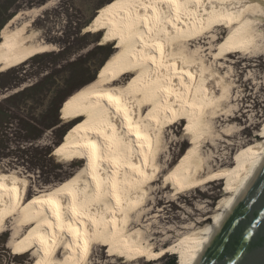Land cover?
<instances>
[{"label":"bare ground","instance_id":"obj_1","mask_svg":"<svg viewBox=\"0 0 264 264\" xmlns=\"http://www.w3.org/2000/svg\"><path fill=\"white\" fill-rule=\"evenodd\" d=\"M54 4L8 22L1 34L0 73L59 50L36 40L32 30ZM178 5L115 0L108 7L101 29L121 46L105 57L92 81L66 99L53 127L65 132L58 162L84 166L32 196L18 171L0 173V240L9 236L4 248L16 257L0 264H21L30 254L22 264H91L94 251L108 247L117 258L107 264L123 259L150 264L173 251H181L182 264L195 263L264 157V130L229 162L220 164L214 151L204 152L216 147L219 153L215 143L236 136L232 127L220 132L215 126L222 118L225 125L234 120L235 80L221 70L234 54L248 62L264 55V0H178ZM21 18L25 21L17 24ZM223 27L224 38L218 33ZM181 124L184 139L174 146L189 145L174 164L167 134ZM223 181L214 210L205 202L186 212L180 225L166 226L172 217H166V207L158 208L166 193H173L168 202L179 201Z\"/></svg>","mask_w":264,"mask_h":264},{"label":"rangeland","instance_id":"obj_2","mask_svg":"<svg viewBox=\"0 0 264 264\" xmlns=\"http://www.w3.org/2000/svg\"><path fill=\"white\" fill-rule=\"evenodd\" d=\"M48 1H54L55 4L40 13L41 15L34 21L32 30L36 35V40L43 39L47 43L54 44L59 51L36 57L19 66V68L0 74L1 96L12 94L21 87L31 86L32 84L35 86L44 85L50 82L52 75H54L53 80L60 91L58 98L54 101L50 102L48 98L47 101L43 102L44 110L41 112L38 110L34 111V108L29 105V107L26 106L28 107L27 111L16 110L14 101L17 98L12 99L9 103H4L5 101L2 100V103L10 112L8 113L9 117L4 122L0 119V127H3L0 132V173L18 171V175L27 181V187L29 188L27 192L30 191L29 196H32L33 190L39 189V187L48 189L53 187L54 184L64 181L75 174L80 167L84 166V162L80 165H74L75 167L70 166L68 163L58 162L55 155L58 148L63 146L59 144L62 141L61 139L65 137V132L55 131L53 127L60 121L59 111L66 99L76 90L92 81L106 55H110L118 46H121V43L110 42L105 36H103L100 43L102 33L101 36L97 34L96 38L100 40H96L94 37L96 34H87L83 30L85 25L92 21L98 10L102 9L111 0H0V32L1 28L12 17L17 16L20 12L37 9ZM27 19H30V17ZM24 21L25 18H21L17 24H21ZM227 32L228 28L218 31L222 38ZM240 57L241 53L232 55L227 64L229 67L226 66V69L221 70L222 73L230 71L231 80H235L233 92L235 98L232 108V114H234L232 119L234 120L229 125H225L224 118H222L220 122H217L218 124H215L218 131L221 129L220 132L225 130V128L232 127V132L236 136L230 138V140L229 138L223 139L224 141L226 140L225 142L223 140L217 141L215 145L218 146L219 153H217L216 147H208L204 150L206 155H211V152L214 151V156L218 157L220 164L235 158L238 152L243 149L241 145H244L250 139H254L255 135L260 133L259 135L261 136L259 137H263L264 55L254 58L251 62L243 61ZM220 75L222 74L220 73ZM79 76L81 77L78 79ZM20 102L22 103V100ZM22 105L25 106V103ZM28 122L33 125L30 130H28ZM183 127V124L173 127L175 129L174 135L168 131L167 141L169 146L173 142L177 144L180 139H184ZM245 129H248V131L242 132ZM174 143L175 151L168 157L169 159L173 158L175 164L187 150L189 144L187 143L182 148L180 145L174 146ZM50 150L54 152L53 156L49 155L48 152ZM226 184V181H223L221 184H214L205 189L200 188L198 193H188L186 194L188 195L187 198L174 202H168L171 200L173 193L170 192L168 195L166 193L165 200L158 205V208L161 209L166 207V217H172L173 223H166V226L171 228L176 223L180 225L178 222L185 217L186 212L195 209L199 204L211 202L210 208L214 210L224 194ZM160 186L161 183L158 187ZM192 195L196 196L194 197L195 199L192 198ZM191 199V203H188L187 201ZM168 221H171V219H166V222ZM8 237L6 235L0 240V248L4 251L0 253L2 261L11 258L15 260L16 258L12 251L10 252L4 248ZM114 254V250L110 247L106 250L96 249L93 253L91 264L112 263L117 258L112 256ZM182 256L181 251H173L161 261L150 264H168L173 260L176 261V264H182ZM28 259H32L31 254L27 258L20 260L21 264L28 261ZM122 261V264L129 263L128 259H123L119 261V264ZM137 264L146 263L141 260Z\"/></svg>","mask_w":264,"mask_h":264},{"label":"water","instance_id":"obj_3","mask_svg":"<svg viewBox=\"0 0 264 264\" xmlns=\"http://www.w3.org/2000/svg\"><path fill=\"white\" fill-rule=\"evenodd\" d=\"M194 264H264V157Z\"/></svg>","mask_w":264,"mask_h":264},{"label":"flooded vegetation","instance_id":"obj_4","mask_svg":"<svg viewBox=\"0 0 264 264\" xmlns=\"http://www.w3.org/2000/svg\"><path fill=\"white\" fill-rule=\"evenodd\" d=\"M114 1L115 0H111L108 4H106L103 7L104 9L102 8L103 10L102 9L98 10L97 14L94 16L92 21L88 22L87 25H85V27L83 29L84 32H86L87 34H91V33H93L92 35L96 34V35H94L95 38L98 35L101 36V33H102L101 40L99 38H96V40H100V43L102 41L103 36L105 35L101 29V24L103 23V17L105 16V14L107 12L108 7H110V3L114 2ZM17 16L12 17L10 20H12L13 18H15ZM8 22H7V24H8ZM5 26L1 28V32H0V55L2 53V48L4 46V40L1 38V34H2ZM51 53H53V52H51ZM47 54H50V53H47ZM43 55H46V54H43ZM43 55H40V56H43ZM36 57H39V56H36ZM0 74H2V73H0ZM80 77L81 76H79L78 79ZM53 79H54V75L51 76L50 82L45 83L44 85L35 86L34 84H32L31 86H26L23 88L21 87L19 90L14 91L12 94H6V95H2V96L0 95V96L2 97V100L5 101L4 103H9L12 101V99L14 100L17 98L16 101H14V105H15L16 110L27 111L28 107L32 106L34 108V111L38 110L39 112H41L44 110L43 102L47 101L48 98H49L50 102H52V100L54 101L56 98H58V96L60 94L59 88H57L58 86H56L57 84H55V81ZM21 93H23V94H21ZM2 100L0 101V104L3 102ZM20 100H22V103L20 102ZM23 103H25V106L22 105ZM2 105H4V104L2 103ZM26 106H28V107H26Z\"/></svg>","mask_w":264,"mask_h":264},{"label":"trees","instance_id":"obj_5","mask_svg":"<svg viewBox=\"0 0 264 264\" xmlns=\"http://www.w3.org/2000/svg\"><path fill=\"white\" fill-rule=\"evenodd\" d=\"M106 56H107V55H106ZM8 101H9V100H8ZM8 101H7V102H8ZM8 108H10V107H8ZM9 112H10V110H9V109L7 110V107H6V106L0 104V119H1V121L4 122V121L9 117V116H8V113H9ZM27 126H28V130H30V129L33 127V125L29 124V122H28ZM2 129H3V127L1 126V127H0V132L2 131ZM48 153H49L50 156H53V154H54V152L51 151V150H50ZM168 264H176V261L173 260L172 262H170V263H168Z\"/></svg>","mask_w":264,"mask_h":264},{"label":"snow or ice","instance_id":"obj_6","mask_svg":"<svg viewBox=\"0 0 264 264\" xmlns=\"http://www.w3.org/2000/svg\"><path fill=\"white\" fill-rule=\"evenodd\" d=\"M169 3L171 4V3H177V7L179 6L178 5V0H169Z\"/></svg>","mask_w":264,"mask_h":264}]
</instances>
